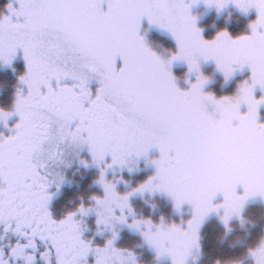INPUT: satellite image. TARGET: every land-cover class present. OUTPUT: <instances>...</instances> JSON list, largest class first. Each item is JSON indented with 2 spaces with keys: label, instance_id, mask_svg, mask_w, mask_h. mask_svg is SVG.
<instances>
[{
  "label": "snow or ice",
  "instance_id": "snow-or-ice-1",
  "mask_svg": "<svg viewBox=\"0 0 264 264\" xmlns=\"http://www.w3.org/2000/svg\"><path fill=\"white\" fill-rule=\"evenodd\" d=\"M15 2L18 7L10 2L7 15L0 13V60L9 63L22 49L27 67L19 78L27 93L18 89L14 103L19 117L14 134H0V225L26 240L11 248L13 258L33 264L34 256L26 250L36 248L37 238L48 245L41 253L44 264L53 255L55 264H81L89 253L75 213L56 220L48 210L49 185L60 179L51 165L62 162L70 147L86 144L97 165L110 156L105 167L126 165L149 149L159 150V158L152 161L155 175L133 192L162 190L177 208L191 203L194 214L185 230L173 225L152 231L148 220H134L129 227L143 223L148 230L142 234H151L150 244L170 243L173 264H182L181 251L200 213L238 198V185L251 194L264 190V123H257L264 96H253L255 86L264 90V0H231L241 11L256 9L250 33L232 38L221 31L212 40L201 38L184 0ZM142 17L175 38L178 51L168 61L137 35ZM117 57L122 61L118 70ZM201 58L214 60L226 80L247 65L251 83H242L234 97L216 99L203 93L208 78L199 72ZM173 60L186 61L188 71L196 73L187 91L174 83ZM93 80L99 84L94 93L89 87ZM242 104L247 106L243 114ZM208 105L214 106L212 112ZM12 114L0 110V120ZM104 174L101 168L103 197H92L94 208L77 211H96L97 224H122L125 209L132 211V192L118 194ZM217 193L223 195V204L213 205ZM115 238L113 232L104 247L92 249L95 264H116L125 254L112 246ZM0 264L8 262L0 259Z\"/></svg>",
  "mask_w": 264,
  "mask_h": 264
},
{
  "label": "rangeland",
  "instance_id": "rangeland-1",
  "mask_svg": "<svg viewBox=\"0 0 264 264\" xmlns=\"http://www.w3.org/2000/svg\"><path fill=\"white\" fill-rule=\"evenodd\" d=\"M7 4L10 2L13 4V7H18V4L15 2V0H6ZM186 4L189 5L188 7V14L195 18V27L200 29V35L202 39L205 40H212L210 38L206 37V31L204 28L215 27L216 23H223L224 25H228L229 23L233 24L235 28H243L244 22L238 21V18L240 19H247V25H246V32L243 34H249L250 33V24L254 22L257 18V12L254 7H250L247 12L241 11L234 3L231 2V0H228V3L224 5L223 8L217 10L215 6L208 5L204 2V0H184ZM102 8L106 9V4L102 5ZM5 15H7V8L5 9ZM207 19V20H206ZM211 19V20H210ZM211 31H215L213 28L210 29ZM221 32V31H220ZM219 32H216L215 36ZM137 35L143 37L144 43L149 48L148 40L150 38L152 39H159L163 38L165 40H168L172 44V48L170 53H168L167 61L171 58L172 55H174L177 51V44L175 41V38L172 36V34L167 31L164 28L158 27L156 24H150L147 17H142L140 21V26L137 31ZM214 36V38H215ZM230 36V35H229ZM232 37V36H230ZM239 37V36H238ZM237 38V37H232ZM150 49V48H149ZM157 55V54H156ZM120 58L117 57L115 61V67L117 70L122 66L119 64ZM122 62V61H121ZM199 63V72L202 76L207 77V82L205 83L204 87L202 88V92L206 94H212L214 98L219 99L224 96L234 97L238 93L239 86L244 83L245 81L251 83V70L248 68L247 65H245L243 68L236 69L233 72V75L229 77L227 80L225 79L223 73L219 71V69L216 66V63L214 60H203L202 58L198 61ZM22 68L21 71L17 69ZM170 68L176 70H183L184 78L182 79V83H184L183 87L177 86L181 91H187L191 84L195 82L196 80V73L195 72H189L188 71V65L186 61L183 60H176L173 61L170 65ZM10 72V74L13 78L16 79L15 82V90L12 94L15 95L14 102L16 100V93L17 90L20 89L21 94L27 93V87L22 84L20 81V77L24 75L27 71L26 62L23 57V50L17 49L16 54L12 57L11 61L9 63H0V74L5 75V72ZM4 72V73H3ZM230 84H235L234 89L231 93L224 92L225 89L229 88ZM180 85V84H179ZM99 86L98 82L93 80L90 82L89 87L91 91L94 93L95 89ZM215 86H217L221 92V97L215 95L213 92ZM253 96L255 99H260L262 96H264V90H261L260 87L257 85L253 88ZM207 110L209 112H212L214 110V106L208 105ZM240 111L243 114L247 111L246 105H241ZM13 114L8 117L6 121L0 122V132L3 133V136H8L11 134H14V126L18 122V115L14 112V106L11 111ZM257 123H264V104H260L257 107ZM7 125V126H5ZM67 149H71V154L65 153L62 157V162H58L56 164H53L51 166V171L56 176H59L60 179L58 181H55L57 183L58 189H61L63 186L67 185V183L70 181L67 177L66 171L71 170L69 167L71 166L72 169L74 165L76 167L74 168L76 171L82 173L81 167H83L85 170H93L91 172L92 179H87L90 183V186L86 187V195L84 204H88V207L86 208H94L95 206V200H89L91 199L87 193H90L91 191H94V197L102 198L104 195L103 192V186L98 183L99 176H100V170L101 168H105V181H110L114 185V190L120 194L125 195L129 192H132V195L128 198V205L131 208V213L128 212L127 209H125V222L122 224H118L115 226L114 229H108L104 228L102 225L97 224V215L95 211H89L85 215H81L79 212H74L76 215L73 217L75 220L80 221V227L83 230V227L81 226V223H85L88 225V229L86 230V234L89 235L92 239L99 240L101 243V247H104L106 242L113 237V232L116 233V238L113 240L112 246H114V243L116 242L118 238V234L120 231H127L131 234L139 235L142 242L147 245L148 249H150L154 255L157 258V254L155 252V249L152 248L151 245L145 241L143 237V232L147 229V226L141 223L139 230L132 229L129 227V225L134 220L144 221L148 220L151 222V230L155 231L158 226H178L181 230L187 229V222L192 218L194 214L193 205L189 203L188 201H185L181 204L179 209L175 207V202L173 198L167 194L166 192L162 190H153L151 192L144 191V192H133V189L138 188L139 186H130L132 179L139 176H145L152 177L155 175V166L152 163L154 159L159 158V150L156 148L149 149L146 156H141L139 158H133V160L129 161L126 165H112L111 167H105V165L111 163V157L106 156L105 161L101 162L99 165L94 163L92 161L91 154L88 152L87 145H82L79 148L70 147ZM66 149V150H67ZM83 161V163L81 162ZM131 169V170H129ZM82 174L79 176L81 179ZM143 178V177H141ZM144 183V182H143ZM60 187V188H59ZM62 191V190H61ZM243 187L237 186L236 193L237 195H243ZM139 198H144L141 202V204L138 206L137 204L134 205L133 200H138ZM168 201L169 205H166L165 203ZM213 205H220L223 204V195L221 193H217V195L212 200ZM253 205H260L264 209V198L260 197H249L245 201L244 208L242 210L241 215L243 216V212L250 206ZM166 206H170V212L167 215V218H164L163 215V208ZM81 207V206H80ZM116 214H119V210H115ZM139 212V214H137ZM223 216V209L217 208L215 211H211L208 213L207 216L203 219L201 222V226L198 229V245L200 244V229L203 226L204 223L214 220L216 221L221 227H223L226 231L224 222L222 221L221 217ZM239 221L238 218L233 217L228 222V231L227 233H230L232 230V225L234 222ZM165 226V227H167ZM127 251V250H124ZM131 252V251H130ZM132 253V252H131ZM134 256V255H133ZM135 257V256H134ZM136 258V257H135ZM171 256L165 254L163 256H160L157 258V260L167 262L170 260ZM200 258V249L199 254L195 260H193L192 257H188L189 260L185 261V264H192V261H197ZM251 264L252 260L250 257L247 258ZM172 261V258H171ZM136 264H139L137 262L136 258ZM173 264V261H172Z\"/></svg>",
  "mask_w": 264,
  "mask_h": 264
},
{
  "label": "trees",
  "instance_id": "trees-1",
  "mask_svg": "<svg viewBox=\"0 0 264 264\" xmlns=\"http://www.w3.org/2000/svg\"><path fill=\"white\" fill-rule=\"evenodd\" d=\"M6 5V0H0V13H5ZM238 21L244 22V27L242 29L238 27L235 28V26H233L231 23L224 25L223 23L215 22V27L210 28L209 26L208 28H204L206 31L205 38L208 37L210 39H214L216 32L220 31H226L232 37L243 35L246 32L245 30H247L246 25L248 20L238 18ZM213 28L215 31L210 30H213ZM148 45L150 50L157 54L161 60L167 61L166 55L170 53L172 48L170 41L163 38H150L148 40ZM17 69L21 71L22 68L17 67ZM170 72L175 78L174 83L176 86L183 87L184 83L181 82L184 78L183 70H174L170 68ZM8 73L10 72H5V75L0 74V103L3 102L4 106L10 104V98L14 93L16 82V79ZM234 85L235 84H230L229 88L225 89L224 92L231 93L234 89ZM213 92L218 97H221V94L223 93L217 86H215ZM75 167L76 165H74L73 169L70 167L71 170H69L67 173L68 179L72 182V187L70 189H64L62 196L55 203V214L56 216L62 218L68 213L78 212L77 209L80 206L88 207V204H84V201L86 200L84 196L87 195H83V191H86V187L89 186V183L88 181L84 183L83 186L85 189L83 190L77 187V184L80 180L79 176L82 173L76 171L74 169ZM88 174V178L92 176L91 173ZM147 176L148 175L146 174L145 176H139L134 180L132 179L131 184L136 187L140 186L148 179ZM87 194L91 195V193ZM143 199L144 198L133 200V206L135 207L136 204L139 206ZM165 204L169 205L168 201ZM162 212L164 218L166 219L168 213L170 212V206L164 207ZM137 214H139V212H137ZM243 217L247 221L246 225L241 227L239 221L234 222L231 232L227 233L226 236L225 229L221 227L216 221L210 220L204 223L200 229V258L197 261H192V264H230L231 261L238 259H243L244 264H251V262L247 259V252L250 248L255 247L260 239L264 237V209L260 205L250 206L243 212ZM114 246L117 249L127 250L129 252L131 251L132 254L137 258V262L139 264H172L171 258L167 262L157 260L154 253L148 249L147 245L142 242L139 235L131 234L125 230L119 232ZM186 260L189 259L186 258Z\"/></svg>",
  "mask_w": 264,
  "mask_h": 264
},
{
  "label": "clouds",
  "instance_id": "clouds-1",
  "mask_svg": "<svg viewBox=\"0 0 264 264\" xmlns=\"http://www.w3.org/2000/svg\"><path fill=\"white\" fill-rule=\"evenodd\" d=\"M204 2H205V0H204ZM206 4L211 5V6H215L216 9H217L218 5L223 4V6L220 7V9H221L224 7V5L226 3L224 2V0H208V2ZM173 61H176V60H173ZM0 63H4V62L2 60H0ZM204 85L202 86V88L204 87ZM0 122H3V120H0ZM144 191H148V190H144ZM249 197L264 198V190L257 189L255 194H251L250 192L246 193L245 191H243V195H239L238 198L234 197L232 200H230L226 204H223L220 207L223 209V216L222 217H224V219H222V221L224 222V225L226 228L225 236L227 235V232L230 231V229H228V222L231 218H233V217L238 218L241 227H244L246 225L247 221L241 215V213H242V210L244 208L245 201ZM177 209H179V208H177ZM209 212H211V211H207L206 214H204L202 212V213H200V215H198L197 220L193 226L194 231L192 232L188 243L183 247L181 254H180V260L182 261V264H185L186 258H188L189 256H191L193 258V260H195L197 258L198 254H199V245L197 243L198 229L201 226V222L203 221L205 216L208 215ZM118 224H121V223H119L117 221H111L110 220L108 222V225H106L103 222L100 225H102L104 228L114 229L115 226ZM140 225H141V223L139 225L133 224V226L131 228L139 230ZM143 237H144L145 241H147V243L149 245H151L153 249H155V252L157 254V258L167 254V255L171 256L172 261H173L174 254L170 251V249L172 247V245L170 243H168L166 241H160L159 243L150 244L149 240L152 239L151 234L146 233L145 235H143ZM247 256L251 258L252 264H264V237H262L260 239V241L256 244L255 247L250 248L248 250ZM23 264H25V261H23ZM116 264H136V258L133 256V254L131 252L126 251L122 257L116 258ZM230 264H244V260L238 259L235 261H231Z\"/></svg>",
  "mask_w": 264,
  "mask_h": 264
},
{
  "label": "flooded vegetation",
  "instance_id": "flooded-vegetation-1",
  "mask_svg": "<svg viewBox=\"0 0 264 264\" xmlns=\"http://www.w3.org/2000/svg\"><path fill=\"white\" fill-rule=\"evenodd\" d=\"M119 64L122 65V62L119 61ZM14 96L15 95H13L10 98L11 102L9 105L7 104L6 106H4L3 102H1L0 103V110L11 112L13 109L14 103H15L14 102V98H15ZM0 134L3 135L2 132H0ZM70 152H72L71 149L65 150V153H67V154H71ZM51 166H53V164ZM81 169H82V176H81V179L79 180V182L77 184V187H79L83 190V189H85L83 185L86 181H88L87 179H92V176L88 178V175H89L88 173L93 172V170H85L83 167H81ZM68 171H66V173H68ZM130 183H132V181H130ZM71 187H72L71 181H69L67 183V185L63 186L61 189H58L57 183L55 181L49 185L48 192L50 193V200H49V204H48V210H49L53 219H56V220L62 219V217L56 216V214H55V211H54L55 203L62 196L63 190L64 189H70ZM90 193H91V195H89V197H94V191H91ZM84 194H86L85 190L83 191V195ZM89 200L94 201L92 198ZM81 226L83 227V230L81 231V239L85 240L86 242H89V247H90V250H89V253L87 254V256L81 258V264H95L96 257L93 254L92 249L101 247V243L99 242V240L97 241L95 239H92L91 237H89L88 234H86V232H87L86 230H90V229H88L87 224H85L83 222V223H81ZM13 227H14V224H13ZM0 237H2V238H0V252L3 253V255L0 256V259L6 260L8 262V264H23V260L21 258H18V257L13 258L10 255V252H11V248L14 247L17 243H25L26 242L25 238L21 237L18 233L11 231V229H9L8 231H5L3 225H0ZM46 247H48V245L45 242L40 241L37 238L36 248L34 250L33 249H27L26 250L28 253H30L34 256L33 264H44V260L41 256V253L45 251ZM49 260H50V264H55L54 255L50 256Z\"/></svg>",
  "mask_w": 264,
  "mask_h": 264
}]
</instances>
